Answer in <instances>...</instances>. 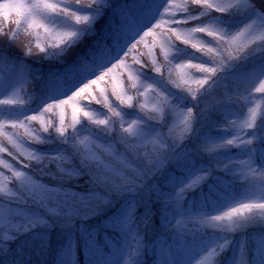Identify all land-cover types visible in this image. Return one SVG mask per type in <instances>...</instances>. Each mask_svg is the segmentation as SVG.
Returning <instances> with one entry per match:
<instances>
[{"label": "snow or ice", "instance_id": "snow-or-ice-1", "mask_svg": "<svg viewBox=\"0 0 264 264\" xmlns=\"http://www.w3.org/2000/svg\"><path fill=\"white\" fill-rule=\"evenodd\" d=\"M21 34L27 39L21 56L0 48V137L16 150L0 142V153L14 161L26 156L29 163L20 160L21 171L0 159L11 173L0 171V197H7L0 199V264L22 238L28 239L17 252L29 241L43 251L57 229L67 234L59 264H79L80 240L89 264H118L102 260L100 237L106 245L109 233L125 241L123 264H152L157 254L156 264H264V115L257 125L251 109L237 127L217 101L223 126L201 135L205 110L188 107L183 123L190 137L178 141L159 131L170 113L183 114L189 97L198 107L216 86L232 101L241 84L259 79L253 92L264 94V0H0V41L20 47ZM141 44L149 59L129 57ZM31 57L62 67L37 77L42 108L24 98L32 73L40 71L25 63ZM115 69L127 71L105 81ZM153 96L160 102L149 111ZM48 113L58 114L59 123L46 120ZM83 132L88 136L80 139ZM192 137L199 143L189 148L184 139ZM36 145L57 147L49 153ZM237 181L245 185L239 198L231 190ZM152 226L166 239L156 242L149 259L145 241ZM256 226L261 234L252 236L248 229Z\"/></svg>", "mask_w": 264, "mask_h": 264}, {"label": "trees", "instance_id": "trees-1", "mask_svg": "<svg viewBox=\"0 0 264 264\" xmlns=\"http://www.w3.org/2000/svg\"><path fill=\"white\" fill-rule=\"evenodd\" d=\"M124 0H110V3L112 4H120L123 3ZM128 3H132V0H127ZM176 3H180L181 0H175ZM175 11V9H173ZM190 11H192L193 15H198V10L193 6L190 8ZM109 16L107 18L110 19L111 9L108 10ZM105 24V19L101 18L96 23L95 27L97 31L100 30V28ZM94 39V37H93ZM210 39V38H209ZM20 40L23 41V43L20 45V47H17L13 45L12 47H8V41L6 39L0 41V48H5L12 56H21L24 45L27 44V39L21 34ZM151 38H145V43H148L150 45ZM83 47V46H81ZM189 51H194L192 49H189ZM140 53H145L143 56V59L148 60L149 57L146 55L147 48L144 47L143 44L139 46V52H130L129 57H137L140 58ZM159 55V53H157ZM199 55V54H197ZM162 59V57H160ZM70 62V57L68 58V61ZM129 64H131L133 61L131 59H128L127 61ZM185 62L184 60H177L174 61V63H181ZM193 62H199V61H193ZM25 63L28 64L32 69H40L39 72H33L29 82L25 85L26 89V95L24 98L30 100V105L32 108H37V105H39L40 108L43 107V103H41V97L44 94L43 89V80L37 79L38 76H43L44 78L47 77V74L49 71H56V70H62V67L60 65V62L57 60H45V61H37L35 57H31L25 60ZM124 71L126 72V69H115L113 73H109V76L105 77V81L109 80V77H116L119 79H122L123 77L120 76V73ZM172 79H175V75H173ZM127 83V81H125ZM189 85H184V87H188ZM190 86L195 89L197 86L195 84H190ZM259 86V79L255 80L251 84H241L239 88V93L233 96L232 101H227L224 95V87L222 85L216 86L213 90H211L207 95L200 97L199 106L196 107L191 102V98L189 97V102H186L183 106V114H181L179 111L173 112L169 114L168 117V123L165 127H162L159 129V131L163 132L164 134L168 135L170 138H174L176 140H181L183 137H190L191 133H188L186 130V125L183 123L184 116L187 115V108L192 107L193 112L197 113L200 109H204V115L207 117V122L203 124L201 135H203L204 132L208 130L210 126L215 125L216 127L223 126L225 123L224 114L218 110L216 106L217 101H223L227 105V111L230 113L228 116V120H234L236 122V126L239 127V125L242 122H246L250 119L251 109H256L257 117H256V124L258 125L261 119V116L264 115V94L261 93H254L253 89L255 87ZM100 87H107L110 91V84H106L105 82L100 83ZM168 87L172 89L174 92L179 91L178 89L174 88L171 83L168 84ZM231 91V90H230ZM249 93H252L251 96H249ZM187 95V93H185ZM63 99L64 97H60ZM48 102V101H46ZM160 102V98L153 96V98L149 101V111H151L153 105H158ZM93 108L99 109V105H92ZM106 111V110H105ZM55 112H58V110H55ZM29 115L35 114L34 112H29ZM157 116V119H159L158 113H153ZM71 117V110L70 108H67L65 111V123H68L70 121ZM45 119H51L54 123H59V116L58 114L54 113H48L45 116ZM189 123H191V117H189ZM33 128H38V122L32 123ZM192 127H201V125L198 124H192ZM7 131L11 132V128L6 129ZM22 131V130H21ZM247 131H252V129H248ZM215 135H220V132L217 131L214 133ZM88 136L87 132H83L80 136V139H85ZM228 138H231L230 136ZM0 142H4L5 145L9 148L10 151L16 152L15 149L12 148L11 145H8L6 141L3 140V137H0ZM103 143V141H100ZM184 143L187 147L192 148L199 143L195 137H192L191 139H184ZM26 148L28 147V144L24 145ZM36 147H39L41 151H47L49 153H52L54 149L57 146L54 145H36ZM148 148L151 149L152 145L149 144ZM144 149L142 148L141 151ZM103 155V153H101ZM0 159H5L9 163H14L19 170L23 171V167L20 163V160H22L24 163H29L26 156H21L19 160L14 161L12 157H8L6 153H0ZM107 163L116 164V160L110 157H105ZM201 159L207 162V156L202 155ZM35 163L34 161L32 162ZM0 171L4 173V176H9L11 173L8 169L3 168L2 165H0ZM217 175L223 176V173H217ZM86 179V178H85ZM226 180H231V177H225ZM3 181V177H0V182ZM80 184L83 185L84 181L81 180ZM10 186V185H9ZM245 185L241 181H237L235 184L232 185V191L237 194V197L239 198L240 194L244 192ZM0 199L6 200L7 197H0ZM247 202V201H245ZM226 211L227 209H223ZM96 222H91L89 227H91ZM159 224V221L157 222ZM175 223V221H173ZM249 233L252 236H257L261 234V227L256 226L254 228L248 229ZM78 233L76 231H73L71 233V236L73 239L78 237ZM110 238L107 240L105 245V239L103 234H101L100 237V247L104 253L102 260L103 261H111V262H118V264H123V259L127 257H122V250L125 245V241L123 238L109 233ZM28 238H22L21 241H17L16 244L11 245L13 251H10L7 255V264H12L13 261L16 262V264H59V261L62 258V245L66 243L67 234L63 233L60 229H57L50 234V243L47 248H45L43 251L39 250L37 247V242L29 241L28 244L24 246L23 252H17L16 247L18 244H21L23 240H26ZM166 239V236L162 234V231L157 226H152V230L148 232L147 239L145 241L146 249H147V257L149 259L153 258V248L159 247V244H157V241H163ZM175 239V237H173ZM236 243L239 242L240 236L239 234L236 235ZM235 254V244L232 247V253ZM225 257H222L221 259H224ZM77 259L79 261V264H89L88 260V254L87 249L85 248L83 240L79 241V247L77 250ZM135 258L133 257L132 260ZM159 259L158 254L156 255L155 259H152V264H156V261ZM228 264H232L231 260H228Z\"/></svg>", "mask_w": 264, "mask_h": 264}]
</instances>
